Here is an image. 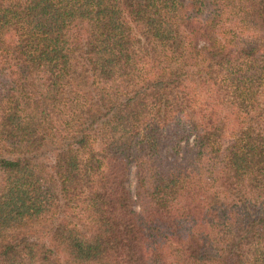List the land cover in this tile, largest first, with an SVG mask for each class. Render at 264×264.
Instances as JSON below:
<instances>
[{
    "label": "trees",
    "instance_id": "16d2710c",
    "mask_svg": "<svg viewBox=\"0 0 264 264\" xmlns=\"http://www.w3.org/2000/svg\"><path fill=\"white\" fill-rule=\"evenodd\" d=\"M0 264H264V0H0Z\"/></svg>",
    "mask_w": 264,
    "mask_h": 264
},
{
    "label": "rangeland",
    "instance_id": "374dc122",
    "mask_svg": "<svg viewBox=\"0 0 264 264\" xmlns=\"http://www.w3.org/2000/svg\"><path fill=\"white\" fill-rule=\"evenodd\" d=\"M128 186H129V189L132 191V189H133V177H132V174H129V176H128Z\"/></svg>",
    "mask_w": 264,
    "mask_h": 264
}]
</instances>
